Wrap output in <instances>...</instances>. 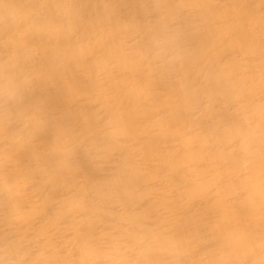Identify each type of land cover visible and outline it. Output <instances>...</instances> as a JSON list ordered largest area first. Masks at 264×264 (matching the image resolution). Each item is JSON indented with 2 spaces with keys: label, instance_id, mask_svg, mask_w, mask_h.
<instances>
[{
  "label": "bare ground",
  "instance_id": "1",
  "mask_svg": "<svg viewBox=\"0 0 264 264\" xmlns=\"http://www.w3.org/2000/svg\"><path fill=\"white\" fill-rule=\"evenodd\" d=\"M0 264H264V0H0Z\"/></svg>",
  "mask_w": 264,
  "mask_h": 264
}]
</instances>
